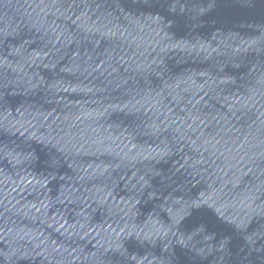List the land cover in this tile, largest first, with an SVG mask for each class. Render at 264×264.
Returning <instances> with one entry per match:
<instances>
[{"label":"water","instance_id":"obj_1","mask_svg":"<svg viewBox=\"0 0 264 264\" xmlns=\"http://www.w3.org/2000/svg\"><path fill=\"white\" fill-rule=\"evenodd\" d=\"M0 264H264V0H0Z\"/></svg>","mask_w":264,"mask_h":264}]
</instances>
